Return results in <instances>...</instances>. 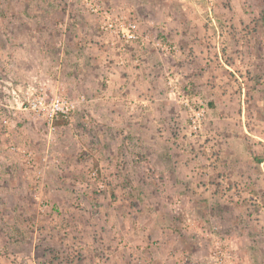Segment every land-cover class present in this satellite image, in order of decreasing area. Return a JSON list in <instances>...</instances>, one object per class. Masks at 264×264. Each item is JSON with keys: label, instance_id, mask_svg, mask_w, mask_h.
<instances>
[{"label": "rangeland", "instance_id": "374dc122", "mask_svg": "<svg viewBox=\"0 0 264 264\" xmlns=\"http://www.w3.org/2000/svg\"><path fill=\"white\" fill-rule=\"evenodd\" d=\"M99 1L142 42L77 0H0V264H264V0L163 11L176 38ZM36 88L74 105L54 131Z\"/></svg>", "mask_w": 264, "mask_h": 264}, {"label": "built area", "instance_id": "2783aa9c", "mask_svg": "<svg viewBox=\"0 0 264 264\" xmlns=\"http://www.w3.org/2000/svg\"><path fill=\"white\" fill-rule=\"evenodd\" d=\"M89 14L98 17L99 29L103 33L114 36L123 47L141 43L143 38L135 21L125 19L118 15H112L99 0H77ZM160 51H166V47L157 43ZM42 88H36L35 92L25 95L22 103L23 109L32 114L42 117L49 129L54 131V123L59 120H67L71 115L74 105L72 102L59 97L47 100ZM14 93V92H13ZM186 104V103H185ZM188 105V104H186ZM194 111V110H193ZM194 121L192 120V123Z\"/></svg>", "mask_w": 264, "mask_h": 264}, {"label": "crops", "instance_id": "0c3cea01", "mask_svg": "<svg viewBox=\"0 0 264 264\" xmlns=\"http://www.w3.org/2000/svg\"><path fill=\"white\" fill-rule=\"evenodd\" d=\"M101 1L110 7L123 6V7L130 9L139 18V20L141 21V23L143 25V28L145 29L144 31H146L148 34H152V35L164 34L166 36H171L173 38L177 37L176 34L178 33L177 29L179 28V26L174 21V23H172L171 26H169V24H168L166 27L165 26L163 27V25H162L163 22H162L161 16L164 13H162V12L165 11L167 14H170L168 12H171L172 14L173 13L175 14L178 12L181 13V10H180L181 6L190 2V0H101ZM173 19H176V17L173 16ZM95 27L97 29L96 33L100 34V35L94 36L95 40L92 41V43L90 42L89 45H91V47L88 50L93 55L96 56L97 62L98 61H104L105 57H102V55L104 53V52H102V50L104 51L105 49H110L108 37L105 36V34L100 33L96 23H95ZM79 52L80 53L82 52L85 55H88L87 49L86 50L84 49L82 51L79 50ZM111 64L113 65V62H109V65H111ZM138 74H139L138 72L133 73L132 71H128V73H126L122 77H125V76L129 77V75L130 76L132 75V77L134 78L136 75L138 76ZM112 75H113V83L114 82H117V84L121 83L118 80L119 79L118 73L117 74L112 73ZM121 81L123 82V85H124L126 90L132 91V88L133 89L136 88V87H133V85H131L132 84L131 80L128 81L125 79H121ZM117 84H116V86H117ZM123 89H121V90H123ZM114 90L119 91L120 87L114 86ZM145 240L141 239L142 242ZM101 241L103 242V240H101ZM128 249L130 250L131 248L128 247ZM147 250L150 253V254H148L150 256L149 259L151 257L153 258L156 255L158 257L163 256L162 248H161L159 254L155 253V252L151 253L150 247ZM151 255H153V256H151ZM134 262H135V260L132 259V262L123 263V262L117 261V263L115 262L112 264H135ZM177 264H183V263H182V261H180Z\"/></svg>", "mask_w": 264, "mask_h": 264}]
</instances>
